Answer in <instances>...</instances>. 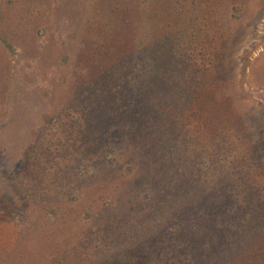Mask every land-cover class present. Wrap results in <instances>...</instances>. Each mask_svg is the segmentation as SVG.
Listing matches in <instances>:
<instances>
[{
	"label": "rangeland",
	"instance_id": "obj_1",
	"mask_svg": "<svg viewBox=\"0 0 264 264\" xmlns=\"http://www.w3.org/2000/svg\"><path fill=\"white\" fill-rule=\"evenodd\" d=\"M259 250L264 0H0V264Z\"/></svg>",
	"mask_w": 264,
	"mask_h": 264
},
{
	"label": "trees",
	"instance_id": "obj_2",
	"mask_svg": "<svg viewBox=\"0 0 264 264\" xmlns=\"http://www.w3.org/2000/svg\"><path fill=\"white\" fill-rule=\"evenodd\" d=\"M260 252V253H259ZM258 254H260L261 256H263L264 255V252H262L261 250H259L258 251ZM263 260H264V258H263Z\"/></svg>",
	"mask_w": 264,
	"mask_h": 264
}]
</instances>
